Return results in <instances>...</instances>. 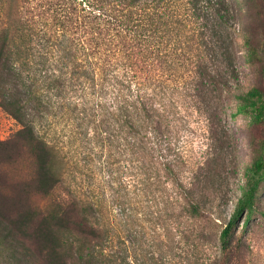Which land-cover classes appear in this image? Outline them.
Wrapping results in <instances>:
<instances>
[{
	"label": "trees",
	"instance_id": "trees-1",
	"mask_svg": "<svg viewBox=\"0 0 264 264\" xmlns=\"http://www.w3.org/2000/svg\"><path fill=\"white\" fill-rule=\"evenodd\" d=\"M238 16L229 0H0V107L20 124L0 139V264H252L264 144L221 213L225 97L264 121L260 89L240 88Z\"/></svg>",
	"mask_w": 264,
	"mask_h": 264
},
{
	"label": "rangeland",
	"instance_id": "rangeland-1",
	"mask_svg": "<svg viewBox=\"0 0 264 264\" xmlns=\"http://www.w3.org/2000/svg\"><path fill=\"white\" fill-rule=\"evenodd\" d=\"M238 9L239 31L236 38V65L239 70L240 88L249 89L256 86L262 93L264 100V18L257 12L256 6L250 0H229ZM245 36H250L252 46H245ZM231 91L237 85L230 82ZM233 93V92H232ZM221 109V117L227 129L226 143V171L230 175L229 194L230 201L223 207V218H227L240 194L238 185L244 182L245 167L250 165L259 154L264 144V121L258 122L251 113L236 112L237 99L234 95H227ZM191 129L188 132L192 141L189 146L198 149L206 128L204 117L189 116ZM20 124L0 107V139L8 138ZM23 174L30 171L28 159L21 163ZM14 172V171H13ZM227 189V187H225ZM35 202L41 201V196L33 197ZM258 207L252 221L246 228L244 237L252 252V264H264V185L258 193ZM224 220V219H223ZM219 223L222 224L221 221ZM242 233L241 226L236 234Z\"/></svg>",
	"mask_w": 264,
	"mask_h": 264
}]
</instances>
